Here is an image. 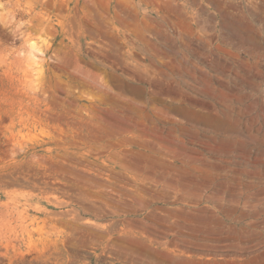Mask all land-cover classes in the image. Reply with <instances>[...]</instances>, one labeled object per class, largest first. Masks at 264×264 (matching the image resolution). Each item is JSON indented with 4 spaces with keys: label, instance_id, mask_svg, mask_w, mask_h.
I'll return each mask as SVG.
<instances>
[{
    "label": "rangeland",
    "instance_id": "1",
    "mask_svg": "<svg viewBox=\"0 0 264 264\" xmlns=\"http://www.w3.org/2000/svg\"><path fill=\"white\" fill-rule=\"evenodd\" d=\"M0 264H264V0H0Z\"/></svg>",
    "mask_w": 264,
    "mask_h": 264
}]
</instances>
